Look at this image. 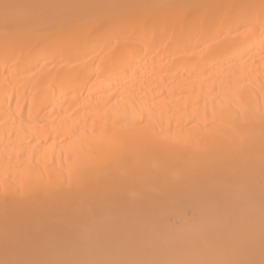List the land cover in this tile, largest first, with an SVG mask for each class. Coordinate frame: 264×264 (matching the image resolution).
I'll use <instances>...</instances> for the list:
<instances>
[{
    "label": "bare ground",
    "instance_id": "obj_1",
    "mask_svg": "<svg viewBox=\"0 0 264 264\" xmlns=\"http://www.w3.org/2000/svg\"><path fill=\"white\" fill-rule=\"evenodd\" d=\"M0 264H264V0H0Z\"/></svg>",
    "mask_w": 264,
    "mask_h": 264
},
{
    "label": "snow or ice",
    "instance_id": "obj_2",
    "mask_svg": "<svg viewBox=\"0 0 264 264\" xmlns=\"http://www.w3.org/2000/svg\"><path fill=\"white\" fill-rule=\"evenodd\" d=\"M15 5H11V4H4L3 5V8H4V14H5V18H7L9 16V14L11 13V11L13 9H15ZM73 178V173L70 171L69 172V176H68V182L71 183V180ZM6 196L8 195L7 192L4 193Z\"/></svg>",
    "mask_w": 264,
    "mask_h": 264
}]
</instances>
